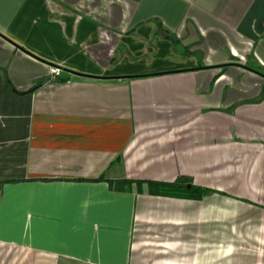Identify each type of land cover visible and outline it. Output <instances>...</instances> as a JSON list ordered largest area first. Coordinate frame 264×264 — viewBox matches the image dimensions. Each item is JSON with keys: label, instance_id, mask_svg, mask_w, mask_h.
Wrapping results in <instances>:
<instances>
[{"label": "crops", "instance_id": "0c3cea01", "mask_svg": "<svg viewBox=\"0 0 264 264\" xmlns=\"http://www.w3.org/2000/svg\"><path fill=\"white\" fill-rule=\"evenodd\" d=\"M0 264H264V0H0Z\"/></svg>", "mask_w": 264, "mask_h": 264}, {"label": "trees", "instance_id": "16d2710c", "mask_svg": "<svg viewBox=\"0 0 264 264\" xmlns=\"http://www.w3.org/2000/svg\"><path fill=\"white\" fill-rule=\"evenodd\" d=\"M163 26L157 22L156 34L161 35L164 38L169 39L173 44H177L179 39L175 34L171 33L167 29L162 28ZM111 188L115 190H125L131 184L136 185L137 191H146L149 194L177 197V198H191L199 199L207 193L212 192L211 188L202 187L196 185L190 181L189 178L180 177L174 181H157V180H110Z\"/></svg>", "mask_w": 264, "mask_h": 264}, {"label": "built area", "instance_id": "2783aa9c", "mask_svg": "<svg viewBox=\"0 0 264 264\" xmlns=\"http://www.w3.org/2000/svg\"><path fill=\"white\" fill-rule=\"evenodd\" d=\"M57 70H58V68H56V67H52L51 72H52V73H57Z\"/></svg>", "mask_w": 264, "mask_h": 264}, {"label": "rangeland", "instance_id": "374dc122", "mask_svg": "<svg viewBox=\"0 0 264 264\" xmlns=\"http://www.w3.org/2000/svg\"><path fill=\"white\" fill-rule=\"evenodd\" d=\"M212 192H215V190H214V189H212ZM212 192H210V193H212ZM207 194H209V193H207Z\"/></svg>", "mask_w": 264, "mask_h": 264}]
</instances>
